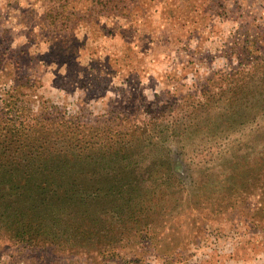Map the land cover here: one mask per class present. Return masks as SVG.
<instances>
[{
	"label": "rangeland",
	"instance_id": "1",
	"mask_svg": "<svg viewBox=\"0 0 264 264\" xmlns=\"http://www.w3.org/2000/svg\"><path fill=\"white\" fill-rule=\"evenodd\" d=\"M175 1L143 17L155 0L132 12L128 0H0V120L157 139L86 175L89 187L112 171L135 186L105 212L111 240L65 249L1 232L0 264H264V115L230 132L226 77L253 71L264 88V0Z\"/></svg>",
	"mask_w": 264,
	"mask_h": 264
},
{
	"label": "trees",
	"instance_id": "2",
	"mask_svg": "<svg viewBox=\"0 0 264 264\" xmlns=\"http://www.w3.org/2000/svg\"><path fill=\"white\" fill-rule=\"evenodd\" d=\"M226 77L233 83L228 92L229 101L233 102L227 105L233 106L230 113L235 117L229 131L257 124V117L264 115V101H259L264 96V88L256 86L259 78L248 70ZM238 98L247 102L235 105L241 102ZM49 121L50 124L45 120L40 122L44 132L37 134L29 133L30 129L23 128L22 122L16 125L14 120H0V233L32 246L51 244L65 249H88L108 238L111 240L99 231L106 223L105 212L128 204L129 192L135 186L132 181L116 179L112 171L106 175L111 181L104 188L97 182L89 187L86 175L91 173L92 179H96L97 168L103 161L115 164L133 154L128 153V148L154 146L157 139L138 130L129 134L127 140L119 132H115V137L97 133L88 138L79 122L70 125L81 129L80 133L66 127L53 135L49 126H63L66 122L57 117ZM47 145L52 148H44ZM56 146L64 149H55ZM113 197L118 200L116 204ZM99 201L110 208L105 210L101 206L92 211L91 205Z\"/></svg>",
	"mask_w": 264,
	"mask_h": 264
},
{
	"label": "crops",
	"instance_id": "3",
	"mask_svg": "<svg viewBox=\"0 0 264 264\" xmlns=\"http://www.w3.org/2000/svg\"><path fill=\"white\" fill-rule=\"evenodd\" d=\"M128 1L129 2H127V3H129V9H130L131 12L133 11L134 7H137L138 6L140 8L141 7L140 5H142L141 4L142 3V0H141V2H138V3H135V0H128ZM165 1L166 0H164L163 2H157L155 0L156 5H153L155 3L152 2L151 3L152 6H150L149 10H147V11L145 10L144 11L143 17L151 14V12H154V11L156 12L157 10H159L161 8H164V5L166 3ZM169 1H172V0H168V2L166 4H170L171 5V3ZM175 2L177 3V5L181 6L182 9L190 10L195 4H197V6H201V4L204 5V2H206V0H176ZM176 8H177V6L174 7V9H171V10L174 11ZM143 19L144 18H141V19L138 20L139 21V23H138L139 25H142V24H140V21L142 23V21H144ZM159 21H160L159 24H160L161 28L168 26V24L166 22L167 20L165 18H159ZM79 52H81V54H84V53L87 54L86 50H85V52L82 51V50H80ZM96 53L97 54H101V52H96ZM110 53L113 54L114 52H110Z\"/></svg>",
	"mask_w": 264,
	"mask_h": 264
}]
</instances>
